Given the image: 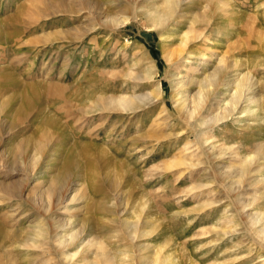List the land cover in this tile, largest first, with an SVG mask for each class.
<instances>
[{"label": "rangeland", "instance_id": "374dc122", "mask_svg": "<svg viewBox=\"0 0 264 264\" xmlns=\"http://www.w3.org/2000/svg\"><path fill=\"white\" fill-rule=\"evenodd\" d=\"M40 1L0 0V264H71L76 247L59 244L70 229L88 233L85 242L97 237L113 264H153L158 246L176 264L246 255L244 264H264L248 228L250 216L264 214V184L252 183L264 178V163L229 195L218 172L239 165L232 155L264 154V114L242 102L202 129L178 112L174 87L208 76L224 58L235 65L228 79L248 74L264 111V0H227L221 11L194 0L200 38L169 62L185 29L173 17L151 26L145 9L158 0ZM99 8L113 25L96 19ZM157 85V102L143 103ZM230 93L212 97L204 121L223 112ZM110 98L138 106L112 108ZM211 145L226 156L216 160ZM144 229L152 233L138 237Z\"/></svg>", "mask_w": 264, "mask_h": 264}, {"label": "bare ground", "instance_id": "6f19581e", "mask_svg": "<svg viewBox=\"0 0 264 264\" xmlns=\"http://www.w3.org/2000/svg\"><path fill=\"white\" fill-rule=\"evenodd\" d=\"M113 1L115 2V0H113ZM125 1H126V3L128 5L131 4L132 7H133L134 4H132V2L136 3L137 0H125ZM146 1H149V0H146ZM158 1L160 2L159 6H149V7H146V9H145V13L149 17V20H150L149 23H151V26H154L155 28H158L160 25L164 24V22L169 17H173V19L177 20V22L179 24L183 25V27L185 29V34L183 35L182 38H180V45H178L176 47V49L172 50L173 51L172 52L173 55H170L168 53L165 54V60H167L168 62L173 60L174 57H175V60L177 61V59L179 60V58H181L182 55H185L186 53H188V44L192 43V42H194L196 40H199V38H200V33L198 32V30H197V28L195 26V24L200 21L198 16H197L198 11L196 12V10H197L196 8L197 7H195L194 0H158ZM208 2H209L208 4L216 2L217 4H216V9L215 10L216 11H221V9H222L221 7L227 5L228 1L227 0H208ZM30 3H33V4L41 3V1L40 0H30ZM118 3H121V2L119 1ZM118 3H117L116 6H118ZM45 5H47V4H45ZM33 6H35V5H33ZM122 6H123V4H122ZM124 6H125V4H124ZM96 8H98V7H96ZM103 8L105 9V7H103ZM112 8H115V7H112ZM102 10L103 9L101 8L99 13H97L96 16H98V17H96V19L97 20L103 19L104 23L113 25V23H114L113 21H115V18H114V16L112 14H110L112 12L108 11V13H107L106 10H103V11H106L104 13V12H102ZM198 10H199V8H198ZM93 11L95 12V9ZM87 13H89V12H87ZM92 15H93V13H92ZM115 23H117V22H115ZM104 25H106V24H104ZM54 36H55V34H54ZM192 57H193V54H192ZM223 59H221V60L219 59L218 66L216 68H214L213 71L208 76L205 75V77H203L202 79H195L193 77H191V78L186 77V79H184L183 77L179 78V79L176 78L177 79V83H175L174 87H175L176 90H179V94L178 95L181 96V97L180 98L178 97L179 99L175 100V106H176V104H178V112L181 115L187 117V119H190V120H192L194 122H197L198 123L197 127H201L202 128V126L205 127L206 125H208L210 123H213V125H215V124L227 119V117L231 115L232 111L234 112V110H235V112H236L237 111L236 109L239 108L244 102H245L244 104H246L248 106L249 105H253L255 110H253L252 113H254L255 116L258 113L264 114V111L260 108V100H259V98L258 99L254 98L255 96L252 95V88H253L254 84H252L251 81L249 80L248 74L245 73V74H242V75H239V76L237 75L236 77H233L231 79L230 78L228 79V76L230 75V72L233 71L232 68H234L235 65L231 64L232 61L231 62H226ZM176 61H175V63H176ZM176 75H177V73L174 76H176ZM229 86H231V88H232V94L230 93L227 96V98H228L227 101L224 100V102L226 101V104H225L226 106L225 107L223 106V108H222L223 112L220 111L221 113H218V114L210 117L207 121H204V119H206L208 114H211V112H212L211 111L212 106L210 104V102L212 101V97L216 96L220 89L224 88L225 91H227ZM193 88L195 89V93H193L192 95H190V94L186 95L185 94V93H188V91L190 89H193ZM245 92H247V95H246L247 97L245 96V94H246ZM183 94H185V95H183ZM220 94H222V93H220ZM160 95H161L160 85L153 86L151 91L148 94H145L143 97H141V100L143 99V103H146V102L152 103L154 101L157 102V100H158ZM224 96H226V95L224 94ZM244 97H246V98L244 100H242ZM102 101H105V99L102 100ZM102 101H100V102H102ZM134 101H133V98H118V99L110 98L108 101H106V104H109V106L111 105L112 108H114V107L118 108L119 107L120 110H129V109H133L134 110V108H136L138 106V105L135 104ZM258 101H259V103H258ZM99 106H102V105H98V107ZM95 108H97V106H95ZM139 109H140V107H139ZM110 110H111V108H110ZM258 116H259V114H258ZM198 129H200V128H198ZM206 130H207V128H206ZM195 132H196V129H195ZM204 132H205V129H204ZM28 144H26V145H28ZM26 145H25V148L27 147ZM31 147H32V144H31ZM208 150H209V153L211 155H213L215 158L217 157L216 158V160H217L220 156H223L224 154H226L225 151L227 150V148H226V150L223 149V148L217 149L215 146L211 145ZM262 150H263V148H262ZM262 150L258 149L256 153H259ZM245 155L244 156L243 155L242 156L241 155H232L236 159L240 158L239 159L240 160L239 165L238 166H234V167H229L228 166L225 169L220 168L223 171H220V170L218 171L220 176L222 175L224 180H226L228 182L227 183L225 181L226 183L224 182L225 185H223L227 195H229V193L235 191L233 186H238L237 189H239L241 187L242 181L248 175L254 174V173L255 174L259 173V171H257V170H259V168L257 169L256 165L258 163H260V164L264 163V154H262L261 157L256 156V155L254 157L245 156ZM225 156H223V157H225ZM33 158H35L34 157V153H33L32 159ZM217 167H219V166H217ZM262 170L264 171V169H262ZM262 170L260 169V172ZM217 175H218V173H217ZM249 178L250 177H248V179ZM252 178H254L253 175H252ZM252 183L256 184V185L259 184V183L264 184V178L263 179L261 178V180H258V178L257 179L255 178L252 181ZM0 185H1V183H0ZM201 187H203V185H198L197 189H199ZM0 189H1V187H0ZM67 191H69V190H67ZM72 200H73V198H72ZM236 203H237V205L235 204V206H237V209H239L241 211L244 208V207L242 208L241 200L239 199L238 201H236ZM207 205H211V204H207ZM248 219H249V222H248L249 223V227L248 228H250L249 229V231H250L249 234L252 236V239H251L252 248H250V249H252V250L255 249L256 253L263 252L261 257L263 256V258H264V214H263V212H258V213L255 214L254 217L250 216V218H248ZM146 222H149V221L146 220ZM66 223H69V221H67ZM122 225L126 229L127 233L129 235H131L132 237L134 236V239H135L136 234L134 235V233L136 232V226L134 224L131 225L130 223H127V222L123 223ZM130 228H133V230H131ZM243 228H244V226H243ZM233 230L228 231V232L223 230V232H221V235H224L226 233L227 234L228 233L229 234L230 233H234L235 231H233ZM145 231L146 232H141L140 236H138V235L137 236L141 237V235H145V234L149 235L150 233H152L151 230L150 231L145 230ZM236 232H238V231H236ZM147 233H149V234H147ZM87 234H85L83 231L82 232H80V231L76 232V230L75 231H71V229H70V233L67 234V238H65V241L61 240V241H59V244L62 246L63 249H67L69 247H76L77 251L75 253L77 255H79V256H77L78 258L75 259V260L72 259L74 262L72 260H70L72 258V256H73V254H71V255H66L65 254L64 255V259L72 261L71 264H113V260H112L113 256L105 248V246H103V243L101 241L97 240L98 239L97 237L94 238V239L87 240L86 242L84 241L85 237L88 236ZM62 238H63V236H61L60 239H62ZM216 238H217L216 240H218V237H216ZM163 246H162V248H163ZM238 246L239 245H237V246L235 245V246H231V247L229 246V248H226L225 251L232 250V249H234V247H236L235 250H237ZM250 249H249V251H250ZM171 255L168 254V253H167V255H164L163 252H161L160 246H158V248L155 249L154 256H152L153 257V264H156V263L157 264H176L174 258H172ZM246 256H248V255H246ZM246 256L235 257V258L232 257L233 259L231 258L232 259V260H230L231 262H227V264H244V263H246L248 261L245 258ZM243 258H245V259H243ZM141 259H142V257H140V260ZM144 260H145V258H144ZM262 260L264 261V259H262ZM260 264H262V263H260Z\"/></svg>", "mask_w": 264, "mask_h": 264}]
</instances>
